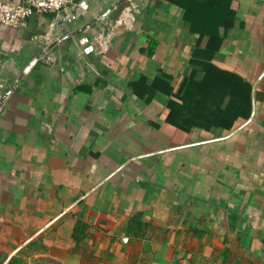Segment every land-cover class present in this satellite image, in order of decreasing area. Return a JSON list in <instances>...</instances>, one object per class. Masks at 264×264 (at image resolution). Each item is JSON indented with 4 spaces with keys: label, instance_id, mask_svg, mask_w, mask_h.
Masks as SVG:
<instances>
[{
    "label": "crops",
    "instance_id": "1",
    "mask_svg": "<svg viewBox=\"0 0 264 264\" xmlns=\"http://www.w3.org/2000/svg\"><path fill=\"white\" fill-rule=\"evenodd\" d=\"M86 2L0 24V264H264V0Z\"/></svg>",
    "mask_w": 264,
    "mask_h": 264
},
{
    "label": "built area",
    "instance_id": "2",
    "mask_svg": "<svg viewBox=\"0 0 264 264\" xmlns=\"http://www.w3.org/2000/svg\"><path fill=\"white\" fill-rule=\"evenodd\" d=\"M69 6L85 10L88 3L86 0H0V24L18 29L34 15L59 12Z\"/></svg>",
    "mask_w": 264,
    "mask_h": 264
},
{
    "label": "trees",
    "instance_id": "3",
    "mask_svg": "<svg viewBox=\"0 0 264 264\" xmlns=\"http://www.w3.org/2000/svg\"><path fill=\"white\" fill-rule=\"evenodd\" d=\"M212 33L211 32H203L200 36H201V38H203L204 36H205V38L206 37H212V35H211ZM198 43H200V41L199 42H197V45H198ZM203 47H205L206 49H208L209 51H219L220 49H221V46H213L212 44H205V45H203ZM84 225H83V223H81L80 221L79 222H77V224H76V227H75V234H74V238L76 239V240H80V235H79V231H81L80 229H82V227H83Z\"/></svg>",
    "mask_w": 264,
    "mask_h": 264
},
{
    "label": "rangeland",
    "instance_id": "4",
    "mask_svg": "<svg viewBox=\"0 0 264 264\" xmlns=\"http://www.w3.org/2000/svg\"><path fill=\"white\" fill-rule=\"evenodd\" d=\"M32 264H62V263L50 257H39L35 259Z\"/></svg>",
    "mask_w": 264,
    "mask_h": 264
}]
</instances>
